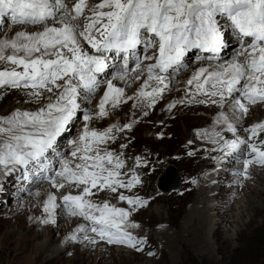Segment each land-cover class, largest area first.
I'll return each instance as SVG.
<instances>
[{"label": "snow or ice", "instance_id": "6c2138e0", "mask_svg": "<svg viewBox=\"0 0 264 264\" xmlns=\"http://www.w3.org/2000/svg\"><path fill=\"white\" fill-rule=\"evenodd\" d=\"M2 17H8L12 25L36 30L17 31L11 38L0 39V63L9 65L0 70V87L24 90L29 103H39L45 93L50 95L34 112L17 110L0 119V167L8 175L17 167L27 173L31 166L52 189L60 191L67 185L79 190L75 195L64 194L62 203L68 215L82 218L88 226L80 225L66 239L75 242L77 233H84L90 244L102 241L136 252L144 250L146 241L127 229L138 227L129 217L146 206V200L119 192L117 198L129 206L125 210L107 200L96 204L89 198L95 195L92 189L131 191L142 183L135 169L147 170L149 162L137 156L129 175L122 171L123 153L102 147L115 141L117 133L130 131L131 123L122 127L113 124L103 131L89 125L93 118L109 115L106 106L115 109L129 100L133 108L143 105V115L147 116L169 89L166 74L184 67L185 55L192 50H197L198 61L208 65L197 68L187 79V102L220 109L227 104L231 113L230 119L221 111L213 121V130L198 132L197 138L214 146L208 151L224 157L243 152L242 170L234 174L244 179L249 178L250 165L264 166V139L259 138L264 122L245 129L247 140L237 135L236 127L249 112L248 105L264 104V0H99L90 7L86 0H75L71 8L64 0H0ZM229 39L240 47L230 61L215 63ZM139 45H143V57L137 55ZM112 52L122 57V63L112 79L102 82L98 77L109 67L107 53ZM130 61L134 63L131 68ZM130 72L133 79L143 78V82L133 96H126L125 89L113 81L128 85ZM102 83L106 87L96 112L83 113V129L70 141L71 159L56 153L61 167L49 175L45 154L55 149L57 138L76 117L81 108L78 99L90 103ZM176 103L169 104L167 110ZM216 125L221 126L219 130H215ZM224 132L234 138H225ZM127 146L120 145L121 149ZM56 200L52 193L44 200L45 216L39 219L40 224L55 223ZM88 231L93 236H88Z\"/></svg>", "mask_w": 264, "mask_h": 264}, {"label": "rangeland", "instance_id": "374dc122", "mask_svg": "<svg viewBox=\"0 0 264 264\" xmlns=\"http://www.w3.org/2000/svg\"><path fill=\"white\" fill-rule=\"evenodd\" d=\"M74 2L72 1L71 4H69L70 8ZM86 2L90 7V0H86ZM64 3L67 4V0H64ZM7 29L14 31V33L11 32V36L4 35L3 37L5 38L13 37L17 31L36 30L33 26H28L27 29L24 27L9 28V24L4 22L3 28L0 30V35L6 33ZM233 41L234 40L230 39L228 47L223 52L226 58L221 63H225L232 59L230 58L231 54L227 55L226 51L237 45V42L235 41L234 43H231ZM150 52L151 50L149 53ZM196 53L197 50L190 51V55H197ZM137 54L138 56L143 57L145 54L143 47ZM107 55L110 59V55ZM193 59L197 60L196 56L193 57ZM116 63L117 68L122 63V57H119L116 60ZM202 63L203 62H199L192 66L195 68L190 72L187 70L186 74H182L183 79L176 82L164 102L158 105L154 111L151 112L148 110L147 116L143 115V111L146 110L143 105L133 108V104H131V106H125L124 103H121L115 109L106 106L109 115L102 119L93 118L89 125L90 128L103 131L105 128L113 124H118L121 127L125 123L132 124L130 131L125 130L117 133L118 139L116 138L114 143L112 141L109 147V151L117 154L123 153L122 158L125 161V168L122 170L123 172L129 173V169L134 168L135 158L139 153L141 155L146 154L149 158L146 159L142 157L149 162L147 170L143 167L135 169L140 175L142 183L137 184L129 194H124L125 196L140 197L142 200L147 201L146 206L132 211L129 217V221L136 224L138 227L129 228L128 230L134 233L138 239H144L146 241L142 252H136L123 246L108 245L102 241L96 244H90L84 239V233L80 235L77 241H72V243H70L71 245L67 243V245L63 247V244H60L63 248L60 251L64 252L62 253V256L58 255L57 245L48 248L46 253H44V250H38L37 248L42 247L43 243L49 239V236H51L52 239H56L57 243L60 242L59 240L62 241L66 237V234L74 229V225L67 226L65 222L67 218L72 216L68 215L66 211L63 214V217L62 210L58 216L54 211L55 223L43 225L38 221L35 233L38 231V233L44 234V237L33 239L35 233L33 234L31 230H28L27 225L25 224V220L34 218L33 212L28 208L33 205L34 202L33 208L35 209V212L41 211L42 213L43 202L50 193L53 194V189H51L50 186L49 191L44 192V190H40L44 193L43 195H40L37 202L36 200L27 201V197L23 198L20 196V191L23 189L19 190L18 184L23 183L21 186L25 189L26 184L31 181L28 178L25 179V176H19L17 173L14 174L15 171H13L10 173V177L12 176L13 181L9 175L7 176L8 181H10L7 184L8 189L0 191V264H212L207 260L209 258V253L214 255V259H216L214 264H264V225L261 224V220L264 219L262 218L264 217V197L262 200H258L252 195V191L264 192V172L259 173V166L253 164L249 166L248 170L249 172H254L255 178L244 179L243 177L235 175L234 173L242 170L243 153L240 155L241 157L239 156V161L223 159L222 157L217 156L218 152L212 154L211 151H208L210 148L201 143L204 141L203 139H200L198 143L195 136L192 134V132H195L199 128L213 129V121L221 111L231 119V113L228 111L227 104L223 109H220L218 107H205L206 105L195 102H187V97L185 95L186 81ZM207 65L208 63L204 62L202 66ZM133 66L134 65L131 64L130 68ZM5 67H9V65L0 63V70ZM112 71L115 72V69L110 71L108 79H112L114 73ZM129 74H131V72ZM117 80H114L113 82L116 87H119L118 85L121 81ZM131 80L135 81V79ZM103 90L99 94L95 93L96 97L90 99V103L86 100V103L84 104L79 102L81 108L77 112L76 117L67 127L65 132L57 138L55 149H51L45 154L50 162V171L52 170L53 173L61 167L56 153H60L66 159H71L69 155L72 151L70 141L76 138L79 132L83 129V113L85 111L92 114L96 112V105L99 102L100 97L103 95ZM22 94H25L24 90L14 91L11 88L0 87V116L2 118L9 116L8 114L16 109L23 111L26 109L28 112L32 110L36 111V108H39L38 105L40 103L48 102L46 97L50 95L44 94L45 98H42L39 103H29L26 102L28 101L27 99H29L26 94L24 96ZM172 94L174 95L172 96ZM181 99L185 100L184 104L178 103ZM174 102H177L176 106L172 108L171 111H168V105ZM262 117L264 119V108L257 107L254 110L249 109V112L243 116V119L236 125V127L238 129L242 125L248 123L249 124L246 125V128L250 127L251 125L258 123V119ZM220 127L221 126L216 125L215 129H220ZM163 130H166V139L160 137L157 140L156 134ZM239 132L240 129H238L237 135L246 140L248 134ZM168 134L171 135L168 136ZM225 135H227V133ZM1 139L2 138L0 137V140ZM184 141H189L191 144L183 147ZM131 142L149 149L150 152L146 153L145 151H138L130 148ZM204 142L207 144L206 141ZM121 144H127L128 146L121 149ZM243 150L247 151L246 146L243 147ZM189 153L193 156L190 157ZM216 156L217 158L214 160L213 157ZM168 167L172 168L177 173L180 185L175 190L163 193L157 189L156 183L158 177L163 175ZM16 170H18V168ZM221 172L224 173L221 174ZM170 175L171 173L166 175L164 181L165 186L169 185ZM210 177L213 181L210 180ZM217 179L219 180V183H217ZM15 181L18 182L17 184L15 183L14 186L16 187L13 188V182ZM39 181L40 179L38 178L30 183L31 186L28 187L27 190L29 193H27L26 196H34L37 194L38 188L42 187L40 186L41 183ZM193 181H195V183H193ZM69 189L71 190L67 191L66 189L62 195L56 196L61 200L64 194H78L79 190L75 187H69ZM119 192H124V189H119L117 193L113 194L106 191L98 192L96 194L99 196V199H96L94 195L89 199L96 204H102L107 200L112 206L128 210V204L117 198ZM218 192L221 194L217 196ZM246 201L252 202L254 208L256 210H261L263 214L255 217V223H258L257 226L251 225L245 230L242 225L248 222L252 213L249 210L241 219L239 218V214L240 211L247 209L245 204ZM222 203L221 211L219 210L218 213L221 212L224 215L226 213L229 220L232 219L231 215H234L233 221L235 224L232 223L231 225H228V223H224L222 228L218 229L219 232L222 233V236L227 238L230 243L226 249L224 247L221 248V252L219 250L217 252L216 244L211 238V233L216 227L211 224L210 220V218L216 213L213 209L211 212L209 207L211 205H221ZM191 210H194L192 214H196V216L192 215L193 221L195 222L187 219L188 213H190ZM200 215L204 220L201 219ZM219 218L221 217L219 216ZM224 218L225 216L222 215V220L220 222H222ZM74 220L77 222V225L88 224L87 221H84L80 217H76ZM197 222L200 223L198 224ZM204 222L207 223L205 227L207 233L202 229ZM159 223L162 224L156 229L146 228V226ZM46 228H48V232L51 230L54 231H51L52 235L47 233ZM239 229H242V231L245 230V232L237 237L236 232H238ZM169 231L174 232L172 238H169L170 236L167 234ZM87 235L93 236V233L88 231ZM180 239H183V242L185 241L187 243V248L185 245H182L181 241H179ZM201 239L207 240L210 250L205 249V247L201 245ZM181 245L183 246L184 251L181 248ZM98 246L107 249H102L104 252L96 255V251L97 253L100 252ZM114 248L123 251V253L115 251ZM149 252L152 253L151 256L148 255ZM37 254L40 255L39 258L37 257ZM43 255L46 257H41Z\"/></svg>", "mask_w": 264, "mask_h": 264}, {"label": "bare ground", "instance_id": "6f19581e", "mask_svg": "<svg viewBox=\"0 0 264 264\" xmlns=\"http://www.w3.org/2000/svg\"><path fill=\"white\" fill-rule=\"evenodd\" d=\"M74 2L75 0H67V4H66V6H68L69 7V4H71V2ZM99 2V0H90V4L89 5H93L94 3H98ZM70 8V7H69ZM87 14V13H86ZM4 22L5 23H8L9 24V28H16V27H22V26H19V25H12L11 24V22H10V20H9V18L8 17H2V18H0V30H2V28H3V25H4ZM80 24L81 25H83V20H81L80 21ZM14 33V31H11L10 29H7V31H6V33H3L2 35H0V39H4L5 37H3L4 35H9V36H11L10 35V33ZM229 43H230V39H229ZM231 43H234V41L233 42H231ZM229 45V44H228ZM85 47H87L86 45H85ZM143 46H141V45H139L138 47H137V53L141 50V48H142ZM240 47V45L237 43V45L236 46H234V47H232L230 50H227L226 51V54L228 55V54H231L230 55V58H232V56H233V53H234V51L236 50V49H238ZM226 50V49H225ZM225 50H223L222 52H221V54H220V56H221V59L219 60V61H216L215 63H221V62H223L224 61V59L226 58V56H225V54H223V52L225 51ZM89 51H91L90 49H89ZM107 54H109L110 55V59H108V64H109V67L106 69V71H105V73H103V74H101L99 77H98V79H100L102 82L103 81H105V80H107L108 79V76H109V74H110V71L111 70H116V66H117V63H116V60L119 58L118 56H116V54L114 53V52H112V53H107ZM149 54H151V52L149 53ZM197 55H198V53H196ZM138 55V54H137ZM142 55V54H141ZM197 55H190V52H188V53H186V55H185V58H184V67H182L181 69H179L178 70V72H176V73H173L172 72V70L170 69L169 70V73H167L166 75L168 76V81H169V89L167 90V91H165L164 93H163V96H162V98L161 99H159L158 101H157V103L153 106V108L150 110L151 112L152 111H154V109L158 106V105H160V104H162L163 102H164V100L166 99V97L169 95V93H170V91H171V89L173 88V86L176 84V82H179V81H181V79H183L182 77H183V75L182 74H186V72H187V70H189V72L192 70V69H194L195 67H192V66H194V65H196V64H198L200 61H198V60H194L193 59V57H197ZM225 56V57H224ZM204 62H206V63H208L207 61H204ZM203 62V63H204ZM203 63L202 64H200V66L199 67H201L202 65H203ZM131 64H133L134 65V63L132 62V61H130L129 62V67H130V65ZM191 66V67H190ZM112 72H114V71H112ZM133 75L134 74H129V77H128V85H125V83L123 82V81H121L120 82V84L118 85L120 88H124L125 89V94H126V96H132L133 95V93H135V91H136V89H138V87L140 86V84L142 83V80H143V78L141 79V80H131V79H133L132 77H133ZM118 81V80H117ZM120 81V80H119ZM116 82V81H115ZM131 83V84H130ZM104 87H105V84L104 83H102L101 84V87L97 90V92L96 93H100L103 89H104ZM14 91L16 90V89H13ZM178 90V89H177ZM169 91V92H168ZM179 91V90H178ZM45 94H48V93H45ZM23 96L25 95V94H22ZM174 94H172V96H173ZM183 95V94H182ZM238 95V94H237ZM96 96H95V94H93L92 96H91V98L90 99H92V98H95ZM200 97H197V99H199ZM28 100V99H27ZM78 103L79 102H82L83 104L84 103H86L85 102V100L84 99H78V101H77ZM34 103H36V102H34ZM45 103H40L39 105H38V107L40 108V107H42L43 105H44ZM131 104H133V101L132 100H129V101H127V103H124V105L125 106H131ZM205 107H209V108H214V107H216V106H214V105H207V106H205ZM264 108V104H261V103H258V104H256V105H249V109L251 110V109H255V108ZM36 109H38V108H36ZM14 111H17V109L16 110H14ZM13 111V112H14ZM19 111H23V110H19ZM25 111H26V109H25ZM35 110H32V111H30V112H34ZM206 112V111H205ZM255 112V111H254ZM202 113V112H201ZM11 113H9L8 115H10ZM205 115V114H204ZM8 117V116H7ZM6 118V117H5ZM0 119H3L1 116H0ZM259 121H258V123L259 122H264V119H263V117L262 118H260V119H258ZM245 122V121H244ZM240 123V122H239ZM238 123V124H239ZM249 124V123H248ZM248 124H246V125H248ZM246 125H242L240 128H238V129H240V132L239 133H242L243 132V134H246V132H245V129H247V128H249V127H247L246 128ZM5 127H6V125H5ZM237 129V130H238ZM211 130H213V129H211V128H199L198 130H196L195 132H192V134L195 136V139H196V141L198 142L200 139L199 138H197V133L198 132H200V133H202V132H204V131H211ZM215 130H219V129H215ZM238 132V131H237ZM164 133V134H163ZM227 132H224V133H222V134H224V136H225V138H227V139H233V136H232V134L231 133H227V135H225ZM165 134H167L166 133V130H163V131H160V132H158L157 134H156V136H157V140L160 138V137H163L164 139H166V136L167 135H165ZM171 134H168V136H170ZM159 137V138H158ZM2 139H3V137H1ZM260 139H264V132H262V133H260V137H259ZM1 139V140H2ZM118 139V138H117ZM246 140H247V137H246ZM131 141V140H130ZM112 141H109L108 142V144L106 145L107 146V148H108V151H109V147H110V143H111ZM120 142V141H119ZM113 143H114V141H113ZM199 143V142H198ZM203 145H206V146H208L210 149L212 148V147H214L212 144H209V143H205L204 141H202L201 142ZM188 144H191L189 141H187V142H183V147H185L186 145H188ZM68 146V145H67ZM195 146V145H194ZM242 147H244V146H242ZM130 148H133V149H135V150H138V151H145L146 153H149L150 151H149V149H147V148H144L143 146H141V145H139V144H134V143H132L131 142V144H130ZM188 148V147H187ZM51 150V149H50ZM72 150V149H71ZM244 151V150H243ZM246 152V151H245ZM206 153V152H205ZM211 153L213 154V153H215V152H212L211 151ZM242 153L243 152H241V153H237V154H234L233 156H229V157H224L223 156V153H219L218 152V154H217V156H220V157H222L223 159H229V160H237V156H240V155H242ZM220 154V155H219ZM138 156L139 157H144V158H146V159H149L148 157H147V155L146 154H138ZM193 155L191 154L190 155V157H192ZM214 156V155H213ZM217 156L215 157V159L217 158ZM241 157V156H240ZM214 159V160H215ZM210 161V160H209ZM222 161V160H221ZM221 161H219V162H221ZM215 162V161H214ZM219 162H217L218 164H220ZM228 162V161H227ZM213 164V163H212ZM210 165V164H209ZM237 166H239V165H237ZM255 166H257V165H255ZM217 167V166H216ZM226 167H228V166H226ZM240 167V166H239ZM18 168V170H14L15 171V173L14 174H18L19 176L21 175V176H25V175H27V177H28V179L31 181V182H34L36 179H40V183H41V185L40 186H42V187H40V188H38V192H37V194L36 195H32V196H26V194L27 193H29V191H27L28 190V187H30L31 185H30V183L31 182H28L27 184H26V188L24 189V188H22V184L23 183H19L18 185H19V190H21V189H23L22 191H20V196L21 197H23V198H26V199H28L27 201H33V200H36V202L38 201V198L40 197V195H43V193L45 192V191H49V189H50V185L48 184V182L46 181V180H44V179H42L43 178V176L41 175V174H39V173H37L35 170H34V168L33 167H29L28 168V170H27V173H26V171H25V169L24 168H21V167H17ZM215 168V167H214ZM201 169V168H200ZM228 169V168H227ZM52 170L50 171V167H49V170H48V174L49 175H54V173L52 172ZM198 172H200V171H198ZM236 172V171H235ZM258 172L259 173H261V172H264V167H261V166H259V168H258ZM129 173H130V169H129ZM224 172H221V174H223ZM248 174H249V178L248 179H251V178H255V174H254V172L253 171H250L249 172V170H248ZM9 175V177H10V174H8ZM8 175H5L4 174V169L2 168V167H0V184H1V186H0V191H4V190H6V189H8V187H7V184L10 182V181H8ZM201 175V174H200ZM199 175V176H200ZM203 175V174H202ZM205 175V174H204ZM220 175V174H219ZM214 177V176H213ZM11 179H12V176L10 177ZM211 178V177H210ZM42 179V180H41ZM59 179V178H58ZM210 180H212V178L210 179ZM12 181H13V179H12ZM213 181V180H212ZM237 181V180H236ZM17 182L18 181H15V182H13V188H15L16 186H14L15 185V183L17 184ZM238 182V181H237ZM242 182V181H241ZM260 182H262V181H260ZM217 183H219V180L217 179ZM263 183V182H262ZM25 184V183H24ZM244 184V183H243ZM3 187V188H2ZM47 188V189H46ZM52 189V188H51ZM67 189V191H70L71 189H69V187L66 185L65 186V188H63V189H61L60 191H56L55 189H53V194H55V195H57V196H60V195H62L65 191L64 190H66ZM40 190H44V192L43 191H40ZM27 191V192H26ZM92 191H93V193H95V195H94V197L96 198V199H99V196L96 194V193H98L97 191H96V189H92ZM220 191V190H219ZM106 192H108V191H106ZM129 192L130 191H128V190H126V189H124V192H123V194H129ZM221 192V191H220ZM49 193V192H48ZM110 194H113V193H111V192H109ZM221 193H217V196L218 195H220ZM252 195L253 196H255V198L256 199H258V200H262V198L264 197V192H262V191H260V192H254V191H252ZM221 201V200H220ZM197 202V201H196ZM219 202V201H218ZM246 206H247V209H245L244 211H240V214H239V218L241 219L244 215H245V213L246 212H248L249 210L251 211V213H252V216L249 218V220H248V222L246 223V224H244V225H242V227L244 226V228H245V230H246V228L247 227H249V226H253V225H256L257 226V224L255 223V217H257V216H260V215H262L263 214V212L261 211V210H256L255 208H254V205L252 204V202H250V201H246ZM223 205V203L221 204V205H214V206H210L209 207V209H210V211L212 212V209H213V211L216 213L215 215H213V217L212 218H210V220H211V224L213 225V226H215L216 227V229L211 233V238L214 240V243L216 244V250H217V252H218V250L220 251L221 250V248H224L225 247V249H226V247H228V245H229V240L227 239V238H225V237H223L222 236V233L221 232H219V228H222V226L224 225V223H228V225H231L232 223H234L235 224V222L233 221V217H234V215H231V220H229V218H228V216H227V214L225 213V215L223 214V213H218L219 212V210L221 211V206ZM34 207V202H33V205H31L28 209L29 210H31V212H33V216H34V218L32 219H29V220H25L26 221V225H27V228H28V230H31L32 231V233L34 234L35 233V230L37 229V223H38V221H39V219H42V218H44V215H43V211H42V213H41V211H39V212H35V209L33 208ZM61 210H62V216H63V214L66 212V210H65V208H64V206H63V203H62V199L60 200L58 197H57V200H56V209H55V213L56 214H58V216L60 215V213H61ZM197 211V210H196ZM217 211V212H216ZM192 212H194V210H191L190 211V213H188V217H187V219L188 220H190V221H193V218H192V215L193 216H196V214L194 215V214H192ZM223 212V211H222ZM218 213V214H217ZM222 215L223 216H225V218H224V220L222 221V222H220L221 220H222ZM68 216V215H67ZM201 216V215H200ZM219 216L221 217V218H219ZM64 217V216H63ZM76 217H74L73 218V216L72 217H69V218H67L66 219V224H67V226H73L74 227V229H72V231L70 232V233H68V234H66V237L65 238H67L68 236H70L76 229H77V227H79L80 225H84V226H87L88 224H78L77 225V222L74 220ZM78 218V217H77ZM262 218H264V217H262ZM199 219V218H198ZM201 219H202V216H201ZM201 219H200V221H201ZM195 220V219H194ZM197 220V219H196ZM202 220H204V218L202 219ZM199 221V220H198ZM193 222H195V221H193ZM203 222V221H202ZM198 224L200 223V222H197ZM237 223V222H236ZM76 224V225H75ZM146 224H150V223H146ZM162 223H159V224H155V225H151V226H146V228L147 229H156V228H158L160 225H161ZM206 222H204V224H203V231L204 232H206V229H205V227H206ZM261 224L262 225H264V219L263 220H261ZM44 225V224H43ZM47 225V224H46ZM260 225V224H259ZM167 227H168V225H167ZM70 228V227H69ZM195 228H197V227H195ZM201 229V230H202ZM39 230V229H38ZM48 230V228H46V231ZM55 230V229H54ZM128 230V229H127ZM166 230V229H165ZM245 230H243L242 231V229L240 230L239 229V231L238 232H236V234H237V237L239 236V235H242L243 234V232H245ZM51 231H53V230H51ZM51 231L50 232H48L47 231V233L49 234V235H52V233H51ZM133 236H135L136 237V235L134 234V233H132L130 230H128ZM172 231V230H171ZM171 231H169V232H167V234H168V236H170L169 238H172L173 237V233L174 232H171ZM54 232V231H53ZM202 232V231H201ZM207 233V232H206ZM82 233H77V236H78V238L80 237V235H81ZM177 234V233H176ZM202 234V233H201ZM34 236V238L33 239H37V238H43L44 237V234H42V233H38V231L33 235ZM49 239L47 240V241H45L44 243H43V246L42 247H39V248H37L38 250L40 249L41 251L42 250H44L45 252L44 253H46V251H47V249L48 248H50V247H52V246H54V245H57V251H58V255L59 256H62V253H64L63 251L61 252L60 250L61 249H63L61 246H60V244L64 247L65 245H67V243L69 244V245H71L70 243H72V241H70V240H68V239H63L62 241L61 240H59L60 242H58L57 243V240L56 239H52L51 238V236H49L48 237ZM171 240H173V239H171ZM170 240V241H171ZM199 240V239H198ZM179 241H181V243H182V245H185V247L187 248L188 246H187V243L184 241L183 242V239H180ZM184 243V244H183ZM197 243V242H196ZM201 245L203 246V247H205V249H207V250H210L209 249V243L207 242V240H205V239H201ZM181 245V248L183 249V251H184V248H183V246ZM45 246V247H44ZM194 247V246H193ZM98 248H99V253H97V251L95 252L96 253V255L97 254H102L104 251L102 250V249H104V250H106L107 248H105V247H102V246H98ZM65 249V248H64ZM115 249V248H114ZM115 251H117V252H121V253H123V251H121V250H119V249H115ZM84 252H85V250H84ZM221 252V251H220ZM40 253V252H39ZM209 253V252H208ZM180 254V253H179ZM202 255V254H201ZM37 257L39 258L40 257V255H38L37 254ZM41 257H46L45 255H43V256H41ZM215 257H214V255H212L211 253H209V258L207 259V260H209V263H212V264H214V262H215V260L216 259H214ZM206 260V259H205ZM205 262V261H204ZM208 263V262H207Z\"/></svg>", "mask_w": 264, "mask_h": 264}, {"label": "water", "instance_id": "95a60500", "mask_svg": "<svg viewBox=\"0 0 264 264\" xmlns=\"http://www.w3.org/2000/svg\"><path fill=\"white\" fill-rule=\"evenodd\" d=\"M168 173H171L169 185L165 186L164 181H165L166 175ZM179 185H180L179 177H178L177 173L170 167H168L166 169V171L163 175L158 177L157 183H156L157 189L162 191L163 193H167V192H170L172 190H175L179 187Z\"/></svg>", "mask_w": 264, "mask_h": 264}]
</instances>
